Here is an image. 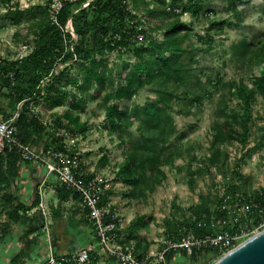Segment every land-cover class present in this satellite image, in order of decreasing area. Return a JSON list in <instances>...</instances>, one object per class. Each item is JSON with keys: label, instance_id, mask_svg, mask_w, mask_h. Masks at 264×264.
<instances>
[{"label": "trees", "instance_id": "obj_1", "mask_svg": "<svg viewBox=\"0 0 264 264\" xmlns=\"http://www.w3.org/2000/svg\"><path fill=\"white\" fill-rule=\"evenodd\" d=\"M49 1L46 0L42 6L36 4L24 9L19 7L18 1L0 0V4L6 5V17L13 24L32 11L37 10L40 15L29 53L19 59L0 58V93L17 105L14 112L19 109L15 121L18 135L28 144L34 142L36 137L44 140V149L53 146L66 150L64 135L54 137L53 133L47 131L48 126L33 111L31 103L38 98L56 104L66 100L67 107L59 112L54 126L63 127V117L69 127L73 126L79 132L85 127L79 124V115H73L70 111H84L86 98H97L103 92L100 99L105 126H109L113 132L122 133L137 121L135 134L128 135L124 142V161L115 172L116 179L125 183V196L135 198L143 193L144 186L162 173L161 167L179 152L176 145L171 143L176 133L174 110L177 113L190 112L205 96L210 98L212 95L207 91L212 81L194 73L191 65L194 50L190 41L192 25L181 19L184 12H190L194 17L207 16L206 10L203 11V0H91L76 12L74 7L84 0H62L57 24L49 21ZM237 1L225 0L229 17L221 21L212 20L209 26H221L223 22L237 24ZM137 11H140V17L134 13ZM230 16L235 17L234 21ZM69 22L77 39L72 38L65 29ZM208 30L209 27L203 35H194L197 40L211 42L213 36ZM114 49L131 52L133 56L123 69H115V74L106 71V59L102 56L104 51ZM230 49L236 62L257 60L264 67V31L233 41ZM61 63L63 66L54 72ZM75 66L78 67L77 71H73ZM47 75H50V79L41 87V79ZM253 78L255 88L264 97V70ZM213 84H220V102H227L235 96L242 103V111L229 114L224 110L219 111L217 118L219 115L223 118L215 119L211 125V144L216 157L220 154V144L237 141L245 145L254 131H251L249 113L252 90L234 80L222 81L221 77H216ZM143 86H148L154 96L142 104L133 103V97ZM253 147L264 149V127L256 128ZM0 155L6 158L18 156L16 152ZM233 174V180L242 178L239 171ZM233 180L229 181L225 193L232 196L242 193L245 198H253L261 206L264 205V189L247 195L245 187ZM61 189L79 198L63 186ZM220 200L221 196L217 199V206ZM220 215L216 209L214 222ZM202 220L206 225L197 227ZM187 223L176 222L177 226L170 231L174 233L167 232V235L175 237L178 229L183 227L192 229L196 234L210 229L209 222L200 211L196 212L195 220ZM140 224L139 219L133 220L129 230ZM95 238L92 243L98 240L96 234ZM137 254L142 255L141 252ZM210 254L221 253L207 248L194 249L190 254L184 250H170L166 260L172 264L173 257L180 255L189 258L192 264H207ZM22 257V252L14 253L10 264H24ZM99 258L115 261L114 257L98 248L92 253L89 263L96 264Z\"/></svg>", "mask_w": 264, "mask_h": 264}, {"label": "rangeland", "instance_id": "obj_2", "mask_svg": "<svg viewBox=\"0 0 264 264\" xmlns=\"http://www.w3.org/2000/svg\"><path fill=\"white\" fill-rule=\"evenodd\" d=\"M15 1L24 9L36 4L45 5V2H38L40 0H11ZM90 1L84 0L74 7V11L86 7ZM202 3L207 16L194 17L190 12H184L181 19L192 25L190 41L194 47L191 54L194 73L202 79L208 77L212 81L207 89L212 95L210 98L205 96L190 112L177 113L174 110L176 133L171 138V143L176 145L179 152L168 164L161 167V174L143 187L141 195L135 198L125 196V183L117 180L115 176L116 170L124 161V142L128 135L135 134L137 121L122 133L113 132L109 126H105L100 99L103 92L94 99L87 97L84 111H70L73 115H79V124L85 127L79 132L74 130L73 126L69 127L68 121L63 117V127L54 126L59 112L67 107L66 100H63L62 104H56L38 98L36 102L31 103L33 111L48 126L47 131L53 133L54 137L64 135L65 143L80 160L83 176L98 175L110 183L103 197H109L118 210L121 241L133 244L138 249L137 252L145 254L157 251L167 232L177 226L176 222L188 224L187 222L195 220L197 211H200L202 217L211 225L215 218L217 199L223 194H228L225 189L229 187V181L233 180L235 171H239L242 178H235L233 182L244 186L247 195L264 189V149L253 147L256 128L264 127V97L255 88L253 77L263 71L264 67L257 60L236 62L230 49L233 41L264 31V0L237 1V24L223 22L221 26L215 27L209 26L210 21H221L229 17L225 0H203ZM6 10V5L0 4V58L19 59L25 57L33 47L34 32L38 29L40 15L35 10L13 24L10 18L6 17ZM33 13H36L35 16ZM134 13L140 15V11ZM230 17L234 21L235 17ZM208 27L213 36L212 41L197 40L194 33L203 35ZM65 29L73 33L72 38H78L70 22L66 24ZM102 56L106 59V71H113V74L115 69H123L133 59L131 52L115 49L104 51ZM62 66L63 63L56 66L54 72ZM77 70L78 67L75 66L73 71ZM216 77H221L222 81L234 80L252 90L249 113L251 131L254 132L245 145H240L237 141L220 144V154L215 157L211 144V125L215 119L223 118L222 115L217 118V113L222 110L228 114L232 111H242V103L235 96L227 102H220V84H213ZM49 79L50 75L43 77L40 86L43 87ZM153 96L154 92L148 86H143L133 97V103L142 104ZM85 170L91 172L85 173ZM241 195L243 196L242 193ZM135 219H139L141 224L130 231L129 224ZM214 223L213 227L217 228L218 224L216 221ZM220 255L210 254L207 264L214 262ZM37 260L39 262L32 259L29 262L58 264L45 256ZM171 263L192 264L189 258L180 255L173 257ZM96 264L119 263L116 260L99 258Z\"/></svg>", "mask_w": 264, "mask_h": 264}, {"label": "built area", "instance_id": "obj_3", "mask_svg": "<svg viewBox=\"0 0 264 264\" xmlns=\"http://www.w3.org/2000/svg\"><path fill=\"white\" fill-rule=\"evenodd\" d=\"M46 0H40L42 3ZM62 0H50L47 6L48 18L57 24V14L62 7ZM73 36V33L70 31ZM19 109L9 117L0 119V153L16 152L25 161L42 164L48 173H53L59 185L78 195L81 209L87 221L94 228L97 242L88 243L72 254L50 256L49 259L58 264H84L90 261L94 251L100 248L119 264H167L166 255L170 250H184L190 254L194 249H212L219 253L232 248L238 240H242L264 226V205L258 200L245 198L239 193L221 195L217 206L221 213L210 229L196 234L185 227L178 229L177 235H166L160 247L154 253L138 255L133 244L121 241L119 227L120 216L113 201L103 194L110 186L107 180L98 175L83 176L81 163L76 153L68 145L65 149L47 147L37 150L21 140L15 124ZM264 201V195H263ZM199 221L197 227L205 226ZM214 226V227H213Z\"/></svg>", "mask_w": 264, "mask_h": 264}, {"label": "crops", "instance_id": "obj_4", "mask_svg": "<svg viewBox=\"0 0 264 264\" xmlns=\"http://www.w3.org/2000/svg\"><path fill=\"white\" fill-rule=\"evenodd\" d=\"M16 106L0 93V119ZM36 139L29 144L40 151L44 140ZM95 239L79 199L61 189L53 173L38 162L0 155V264H10L17 252L24 264L72 254Z\"/></svg>", "mask_w": 264, "mask_h": 264}, {"label": "water", "instance_id": "obj_5", "mask_svg": "<svg viewBox=\"0 0 264 264\" xmlns=\"http://www.w3.org/2000/svg\"><path fill=\"white\" fill-rule=\"evenodd\" d=\"M211 264H264V227L242 239Z\"/></svg>", "mask_w": 264, "mask_h": 264}]
</instances>
